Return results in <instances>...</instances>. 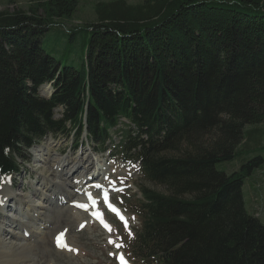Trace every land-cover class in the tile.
Masks as SVG:
<instances>
[{
    "label": "trees",
    "instance_id": "1",
    "mask_svg": "<svg viewBox=\"0 0 264 264\" xmlns=\"http://www.w3.org/2000/svg\"><path fill=\"white\" fill-rule=\"evenodd\" d=\"M31 2L0 12V193L49 136L87 134L106 153L125 120L124 162L165 189L139 188L134 264H264V224L243 194L264 159L217 169L259 140L247 127L264 125V0L100 2L96 23L67 31L82 52L65 67L43 38L79 0Z\"/></svg>",
    "mask_w": 264,
    "mask_h": 264
},
{
    "label": "rangeland",
    "instance_id": "2",
    "mask_svg": "<svg viewBox=\"0 0 264 264\" xmlns=\"http://www.w3.org/2000/svg\"><path fill=\"white\" fill-rule=\"evenodd\" d=\"M111 1L115 0H79L78 9L72 19L53 21L51 30L43 38L44 49L55 57L62 67L77 65L78 56L82 52V40L81 37L69 39L67 31L76 25L84 27L86 24L96 23L95 6L100 2ZM126 1L132 5L143 3V0ZM31 5V0H0V12H15L20 9L28 12ZM84 39L90 40V36ZM62 113V109H57L55 118L61 119ZM122 123L120 131L112 133V142H108V151L105 154L96 153V147L87 140V134H83L80 138L51 135L25 155L20 175L12 178L11 189L13 187L14 194L26 196L27 203H24L19 211L15 208L4 210V218L10 221H26L27 214L24 211H29L28 202L36 206L46 203L40 197L33 196L32 190L42 189L43 184L49 182L61 183L64 180L55 172L59 162L70 160L68 167H72L71 163L85 153L90 154L94 161V165L87 169L83 176L75 177V182L79 184L78 193L74 192L67 203L54 210L52 221L45 228L42 221L36 220L33 224L32 230L37 234L31 242L37 264H121L120 257H123V261L133 262L126 242L128 233L140 228L141 224L136 213L138 208L135 206L141 199L139 188L143 186L159 192H165V189L145 183L138 164L124 162L125 155L120 153L122 151L120 143L123 141L122 132L127 130L125 124L128 122ZM247 131L259 133L256 136L259 140L241 147V155L234 162L217 165L219 171L231 174L230 170L233 168L239 170L243 164L258 157L264 159V125L249 126ZM45 154H48V161L41 162ZM99 168L103 169L101 175L92 178ZM66 190L72 191L69 188ZM51 192L47 191L46 194L50 195ZM103 194L106 195L107 202ZM243 194L248 214L264 224V163L260 169H255L253 174L246 178ZM1 197L0 195V199ZM88 199H93L95 204L89 205ZM83 202L85 208L75 206L76 203ZM108 203L120 208L127 220L122 221L112 213L107 206ZM37 212L41 213L43 210L39 207ZM101 218L111 231L104 227ZM1 227L11 236L20 232L11 223L3 224V221H0V229ZM61 234H64V238H59ZM109 240L115 241L116 244L109 243ZM1 260L0 258V263Z\"/></svg>",
    "mask_w": 264,
    "mask_h": 264
},
{
    "label": "bare ground",
    "instance_id": "3",
    "mask_svg": "<svg viewBox=\"0 0 264 264\" xmlns=\"http://www.w3.org/2000/svg\"><path fill=\"white\" fill-rule=\"evenodd\" d=\"M40 94L44 98L50 97V90L48 87L42 88L40 90ZM47 95V97H46ZM49 95V96H48ZM96 153L98 152V148L96 147ZM41 162L48 161V154H45L44 157L41 158ZM72 162V167H68L70 165V160L68 162H59L55 169V172L59 173L61 177L64 179L61 183L57 181L49 182L43 184L42 189L33 188L32 195L35 197H40L41 199L45 200L46 203L40 206H36V204H32V202H28V209L29 211H24L27 214L26 221H10L4 218V210L5 209H16L19 211L21 206L24 203H27L25 199H27L24 195L14 194L11 189V181L12 178L6 179L4 183H6L4 188L1 192V199H0V221L5 223H11L13 227L18 228L20 232L16 233V235H8L6 232L3 231L2 227L0 229V258L2 259L0 264H37L35 253L33 249V243L31 240L34 239L35 235L37 234L36 231L32 230L33 224L38 221L43 222V227L45 228L48 223L52 221V214L54 210H57L62 204L68 202V200L72 197L74 192L79 191V184L75 182V177L83 176L87 169L91 168L94 165V161H92V157L90 154L85 153L82 154L79 158ZM75 167V168H74ZM67 169V170H65ZM60 170V171H59ZM69 170V171H68ZM50 172V171H49ZM48 172V173H49ZM103 172V169L99 168L97 173L92 175V178L95 176H100ZM56 174V173H55ZM58 174V175H59ZM75 182V183H74ZM87 182V180H86ZM88 183V182H87ZM13 186V184H12ZM69 188L72 191L68 192L66 189ZM52 191L50 195H47L44 191ZM62 191L58 193L56 191ZM88 198V197H87ZM90 201V199H88ZM80 204H85L80 203ZM41 208L43 212L38 213L37 208ZM114 207V206H113ZM120 214L119 216L114 212L119 218L123 217L122 221H126L127 218L123 214V212L118 207H114ZM60 209V208H59ZM40 210V209H39ZM121 219V218H120ZM64 234H61L59 238H64ZM62 240V239H61ZM66 240V239H64ZM65 242V241H64ZM64 247V246H63ZM124 264H128L125 260Z\"/></svg>",
    "mask_w": 264,
    "mask_h": 264
},
{
    "label": "snow or ice",
    "instance_id": "4",
    "mask_svg": "<svg viewBox=\"0 0 264 264\" xmlns=\"http://www.w3.org/2000/svg\"><path fill=\"white\" fill-rule=\"evenodd\" d=\"M97 187H99V186H97ZM105 199H106V197H105ZM106 202H107V199H106ZM107 206H108V208L111 211L116 212V214L119 216V212L110 203H108ZM77 207L84 208L85 206L84 205H77ZM85 210H87V209H85ZM120 218H121V220H123V217H120ZM101 223L104 224V227L106 229H108L109 231H111V228L106 223H104V221L102 220V218H101ZM109 243H112L114 245L116 244V242L113 241V240H109ZM64 246L67 247L66 245H64ZM119 259L121 260V264H124L123 257H120Z\"/></svg>",
    "mask_w": 264,
    "mask_h": 264
},
{
    "label": "water",
    "instance_id": "5",
    "mask_svg": "<svg viewBox=\"0 0 264 264\" xmlns=\"http://www.w3.org/2000/svg\"><path fill=\"white\" fill-rule=\"evenodd\" d=\"M45 87H48V88H49V90H50V94H52V93L54 92V89H53L52 85H45V86H43L42 88H45ZM42 88H41V89H42Z\"/></svg>",
    "mask_w": 264,
    "mask_h": 264
}]
</instances>
